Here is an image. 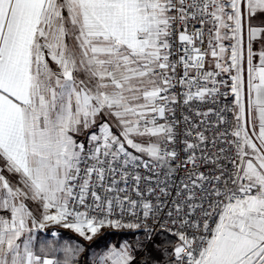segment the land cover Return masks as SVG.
Here are the masks:
<instances>
[{
	"label": "snow or ice",
	"instance_id": "1",
	"mask_svg": "<svg viewBox=\"0 0 264 264\" xmlns=\"http://www.w3.org/2000/svg\"><path fill=\"white\" fill-rule=\"evenodd\" d=\"M0 264H264V0H0Z\"/></svg>",
	"mask_w": 264,
	"mask_h": 264
},
{
	"label": "rangeland",
	"instance_id": "2",
	"mask_svg": "<svg viewBox=\"0 0 264 264\" xmlns=\"http://www.w3.org/2000/svg\"><path fill=\"white\" fill-rule=\"evenodd\" d=\"M135 239V236L128 232L127 230H122L117 232L116 230H113L112 233H110L106 239H101L98 242H96V251H99L101 248H103L106 244L109 243H117L118 241L128 240L131 242Z\"/></svg>",
	"mask_w": 264,
	"mask_h": 264
},
{
	"label": "trees",
	"instance_id": "3",
	"mask_svg": "<svg viewBox=\"0 0 264 264\" xmlns=\"http://www.w3.org/2000/svg\"><path fill=\"white\" fill-rule=\"evenodd\" d=\"M68 235H71V234H66V235H65V238H67V237H68Z\"/></svg>",
	"mask_w": 264,
	"mask_h": 264
}]
</instances>
